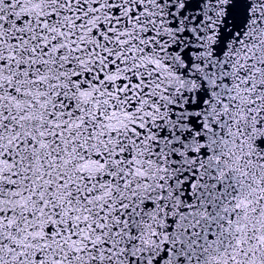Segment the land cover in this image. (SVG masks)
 Segmentation results:
<instances>
[{
  "label": "snow or ice",
  "instance_id": "obj_1",
  "mask_svg": "<svg viewBox=\"0 0 264 264\" xmlns=\"http://www.w3.org/2000/svg\"><path fill=\"white\" fill-rule=\"evenodd\" d=\"M0 264H264V0H0Z\"/></svg>",
  "mask_w": 264,
  "mask_h": 264
}]
</instances>
